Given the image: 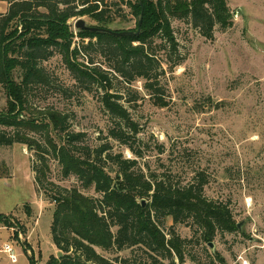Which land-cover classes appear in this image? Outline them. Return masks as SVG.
Listing matches in <instances>:
<instances>
[{
  "label": "rangeland",
  "instance_id": "374dc122",
  "mask_svg": "<svg viewBox=\"0 0 264 264\" xmlns=\"http://www.w3.org/2000/svg\"><path fill=\"white\" fill-rule=\"evenodd\" d=\"M227 2L233 25L226 29L217 26L213 40L188 20L171 19L177 50L172 51L161 38L152 45L160 60L154 81L166 107L151 98L145 80L129 83L115 75L98 47L79 57L80 62L93 59L94 66L112 72L111 93L122 96L121 103L139 127L137 134L105 110L101 103L104 90L79 82L55 51L41 63L50 75V85H34L29 99L33 111L51 109L67 115L69 131L84 134L79 146L90 149L93 158L96 149L108 147L105 155L137 159L135 170L148 178L156 176L181 187L206 181L204 196L227 206L240 229L219 232L211 248L201 240V229L192 219L179 225L170 217L160 219L166 235L174 231L188 241L184 263L175 259V264H264V0ZM101 5L116 19L108 29L137 28L138 18L121 0H101ZM8 10L9 4L0 0V18ZM78 19L73 20V28ZM83 19L89 26H99L89 17ZM78 45H82L80 39L73 48ZM0 97L5 107L2 89ZM120 127L142 157L111 137V130ZM47 160L48 192L76 188L94 199L102 198L93 187L84 188L76 177H63L62 166L53 155ZM36 166L41 163L35 150L22 144L0 148V216L8 217L0 221V264H32L33 260L48 264L52 256L58 258V252L63 257L66 254L53 242L56 204L37 184ZM105 168L118 170L109 163ZM199 174H204L203 180ZM143 201L144 207L150 204ZM5 243L14 248L17 262L1 251ZM96 250L118 264L122 259L151 264L143 247ZM165 264L171 263L165 260Z\"/></svg>",
  "mask_w": 264,
  "mask_h": 264
},
{
  "label": "trees",
  "instance_id": "16d2710c",
  "mask_svg": "<svg viewBox=\"0 0 264 264\" xmlns=\"http://www.w3.org/2000/svg\"><path fill=\"white\" fill-rule=\"evenodd\" d=\"M2 1L9 4V10L0 18V89L7 99L2 107L0 97V148L22 144L35 150L39 157L41 166L34 167L36 182L56 204L52 238L56 247L66 253L62 259L52 256L48 264H118L96 249L125 251L133 247H143L151 264H165V260L175 264V259L184 263L188 241L174 231L166 235L159 226L162 218L170 217L175 225L192 219L207 245L219 232L237 231L229 208L204 196V174H199L203 180L200 183L173 186L135 170L137 159L105 155L108 147L96 149L93 158L90 149L79 146L84 134L69 131L67 115L51 109L33 111L29 100L34 85H50V75L41 63L55 51L79 82L92 83L104 90L101 103L105 110L137 134L139 127L121 103L122 96L111 93L109 75L113 72L129 83L145 80L151 98L166 107L159 84L154 81L160 60L152 45L161 38L172 51L177 50L171 19L188 20L204 37L213 40L217 26L226 29L233 25L227 0H121L132 9L138 22L142 17L138 37H115L86 30L76 33L72 24L76 18L89 17L105 29L115 22L101 0ZM137 29L138 23L133 31ZM76 39L82 45L73 48ZM96 47L109 61L112 72L94 66L93 59L86 63L79 61L84 51ZM110 135L142 157L129 144L131 137L123 128L111 130ZM50 155L59 160L63 177H76L84 188L93 187L102 198L94 199L76 188L48 192L45 183ZM108 163L118 170H106ZM144 199L150 201L147 207L142 205ZM3 219L8 217L0 216V221ZM70 252L72 255H68ZM32 264L36 262L33 260ZM119 264L131 263L122 259Z\"/></svg>",
  "mask_w": 264,
  "mask_h": 264
},
{
  "label": "water",
  "instance_id": "95a60500",
  "mask_svg": "<svg viewBox=\"0 0 264 264\" xmlns=\"http://www.w3.org/2000/svg\"><path fill=\"white\" fill-rule=\"evenodd\" d=\"M141 26H142V17L139 19L138 29L136 32L132 31V30L113 31V30L105 29V28H101V27L89 26L83 18L78 19L74 25L76 33H77V31L86 30V31H90V32H100V33L110 34V35L115 36V37H126V36L138 37L141 33ZM142 205L143 206L145 205V201L142 202ZM238 228L240 229V225H238ZM210 246H211V248L214 247L212 243H210ZM57 256L60 259L63 257V253L58 252Z\"/></svg>",
  "mask_w": 264,
  "mask_h": 264
},
{
  "label": "built area",
  "instance_id": "2783aa9c",
  "mask_svg": "<svg viewBox=\"0 0 264 264\" xmlns=\"http://www.w3.org/2000/svg\"><path fill=\"white\" fill-rule=\"evenodd\" d=\"M72 23H73V21H72ZM74 24H75V22H74ZM74 29H75V28H74ZM1 251L4 252V253H6V254H8L9 259H10L13 263H15V262L18 261V257H17V255H16V253H15V250H14V248L12 247L11 244H9V243H5V244H4V247H3V250H1Z\"/></svg>",
  "mask_w": 264,
  "mask_h": 264
}]
</instances>
